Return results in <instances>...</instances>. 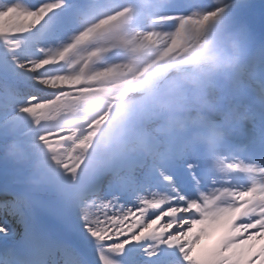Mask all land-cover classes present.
Masks as SVG:
<instances>
[{
	"label": "snow or ice",
	"instance_id": "6c2138e0",
	"mask_svg": "<svg viewBox=\"0 0 264 264\" xmlns=\"http://www.w3.org/2000/svg\"><path fill=\"white\" fill-rule=\"evenodd\" d=\"M248 3L226 0L227 8L217 13L228 11L236 22V11ZM75 7L73 0H63L62 5L60 0H40L36 5L0 0V13L47 11L43 23L53 30L64 26ZM238 25L245 36L248 64L227 92L251 108L264 125V29L253 35L248 24ZM169 167H183L192 184L199 179L198 165L191 161H172ZM165 178L175 188L170 200L155 199V193L143 195L144 181L117 180L102 182L90 200L69 207L54 188L34 195L8 172L0 173V264H114L113 257L118 264H173L175 253L183 264H264V195L245 193L239 197L243 202L239 207L211 212L181 191L177 175L164 172L160 179ZM145 179L155 176L150 173ZM214 216L219 219L212 243L194 249L191 238Z\"/></svg>",
	"mask_w": 264,
	"mask_h": 264
},
{
	"label": "bare ground",
	"instance_id": "6f19581e",
	"mask_svg": "<svg viewBox=\"0 0 264 264\" xmlns=\"http://www.w3.org/2000/svg\"><path fill=\"white\" fill-rule=\"evenodd\" d=\"M40 17V14H29V13H26L24 11H19V10H10L8 12H5V13H0V28L2 27H7V28H12V29H21V28H25V29H22V30H27L29 29L30 27H25L23 25H31V24H34ZM205 17V16H203ZM210 17V16H209ZM206 18H201L199 20V22L196 24V25H188L187 27V32L189 33L190 37L191 38H197L199 36L202 35V33L205 31L206 29ZM185 31V29H177L176 32L178 34V36H181L182 32ZM80 34L78 35H75L74 37H78ZM133 40H139L138 38L136 37H131L130 38V41L133 42ZM52 54H55V51L52 52ZM174 58H172V60L168 61L167 63H165L162 68H160L156 75L153 76L151 78V80L149 81H146L145 84L148 83L147 87L148 88H151V87H156L158 86L161 82L167 80L169 77H170V74H171V71H172V68H173V65H174V62H173ZM51 60H48V64L50 63ZM23 64H26L27 62H21ZM22 64V65H23ZM47 64V65H48ZM46 65V66H47ZM45 65L44 66H38V69H41V68H45L46 67ZM82 65L78 64V68L80 69ZM123 68L126 67L127 71H131L133 69V66L131 63L129 64H126V65H123L122 66ZM20 69V68H19ZM19 69L18 67L16 68L15 71L19 72ZM24 75V74H23ZM81 77L79 78V81H80ZM56 81L57 80H54V79H51L49 81V83L51 85H55L56 84ZM62 81V78H59V82ZM79 81L77 82H74V83H70V84H65V86H74L76 83H79ZM43 82H41L42 84ZM49 83L48 84H45L42 88L43 91L42 94H49L50 91H52V93H57V87L55 90H50L48 87H49ZM134 88L132 87H128V86H124V87H116V89H112L114 91H119V92H123V94L125 96H129L132 92ZM74 91H60L58 92V97H65L66 95H69L68 97L65 98L68 99L70 97H74V96H77V95H71V93H73ZM103 93H99L97 94L95 97H99L100 95H102ZM103 95H108V92L104 93ZM106 112V110H105ZM103 112L101 114V118H104L106 116V113ZM72 134L70 133H65L63 135H60L56 138H63V137H68V138H71ZM55 139V137H54ZM56 146L57 144H52L50 146H43L41 144H36V145H33L31 146L29 149H27L26 151L24 150L23 151V154L26 155V156H31V157H34V158H37V159H44V158H47L51 153L55 152L56 151ZM9 145H6L4 144V142H0V160H9L12 156V152L9 150ZM149 197V196H147Z\"/></svg>",
	"mask_w": 264,
	"mask_h": 264
},
{
	"label": "clouds",
	"instance_id": "9594fccd",
	"mask_svg": "<svg viewBox=\"0 0 264 264\" xmlns=\"http://www.w3.org/2000/svg\"><path fill=\"white\" fill-rule=\"evenodd\" d=\"M241 58L242 53L239 49L233 48L230 53L225 52L208 64L197 68L177 70L175 75L185 83L195 84L200 76H207L215 73L229 74L232 71H235L241 62ZM187 73L193 74L191 79L187 77ZM129 99L130 102H132L133 98ZM183 100L184 98L177 97L174 93L170 92L168 97L163 101V107L167 111H175L181 106Z\"/></svg>",
	"mask_w": 264,
	"mask_h": 264
},
{
	"label": "rangeland",
	"instance_id": "374dc122",
	"mask_svg": "<svg viewBox=\"0 0 264 264\" xmlns=\"http://www.w3.org/2000/svg\"><path fill=\"white\" fill-rule=\"evenodd\" d=\"M29 69V67L26 69V71ZM39 78H42V77H39ZM38 104H35V106L34 107H36ZM24 132V131H23Z\"/></svg>",
	"mask_w": 264,
	"mask_h": 264
}]
</instances>
